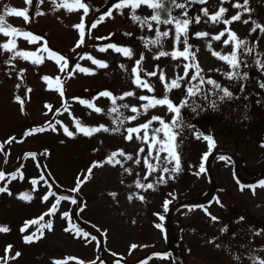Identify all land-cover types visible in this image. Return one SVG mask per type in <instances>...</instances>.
I'll return each mask as SVG.
<instances>
[{
    "label": "rangeland",
    "instance_id": "obj_1",
    "mask_svg": "<svg viewBox=\"0 0 264 264\" xmlns=\"http://www.w3.org/2000/svg\"><path fill=\"white\" fill-rule=\"evenodd\" d=\"M60 2L56 0L57 4ZM83 2L89 6V13L84 16V42L76 47L80 31L73 26L81 22L84 15L82 9L69 12L65 8H56L52 0H32L31 4H25L24 0H0V14H3L5 6L18 10L27 8L28 22L15 16L6 17V22L21 32H29L40 38L30 43L22 35L6 37L0 33V46L9 40L16 44L12 52L0 47V171L6 174L5 179L0 181V187L7 185L12 193H0V226L9 228L6 233L0 232V258L5 257V248L11 245L8 256H14L16 252L21 255L15 260L9 259L7 264H53V261L63 264L66 258H75L68 259L67 264H92L93 261L95 264H172L174 261L170 251L178 254L187 264H236L235 239L230 233L237 222L232 215L245 217L250 214L249 242L254 247H260L263 242L260 227L264 226V187L259 185L264 181V174L258 180L245 184L241 190L234 178V171L248 182L264 169V88L260 87L264 83V69L255 64L257 59L264 62V33L257 29L250 34L253 27L251 21L264 26V0H249L251 12L242 15V20L249 19V24L237 21L228 25L253 49L251 54L238 50V58L243 61L239 71L248 74L246 80L227 79L224 73L231 69L207 49L206 45L211 43L212 50L222 55L232 50L231 43L223 45L220 41L211 40V36L218 34L225 26L212 24L200 11L208 8L210 13L215 12L220 7L219 0H208L207 4L198 6L177 0L172 9V23L151 20L157 8L141 5L135 14L142 19L147 18V24L143 25L131 20L130 8L117 10L112 7L119 0ZM68 3L74 6L72 0H68ZM233 3L242 4L243 0H229L223 5L228 8L225 19L241 11L232 8ZM110 8L112 17H105L96 28H91V24ZM37 12L43 14L37 15ZM198 15L201 17L199 24L194 22ZM185 19L192 21L188 28V43L194 46L193 51L198 49L196 62L202 69V75L228 88L233 98L220 101L218 96L222 93L214 90L212 85H202V93L207 95V100L203 99V95L190 98L189 103L195 101L199 107L196 111L192 107L182 108V130L174 129L179 133L176 151L180 157V171L163 173V167L171 169L175 162L167 165L158 163L154 159L156 149H153L152 157H148V160L157 165V170L145 180L148 169L143 161L147 157L148 145L137 140L135 133L133 140H125L126 129L145 123L152 115L170 122L172 114L166 108L157 107L149 109L147 114H141L134 121L125 120L123 125H117L112 123L115 114L109 115V109L113 107L111 100L96 97L103 91H109L115 97L132 91L135 96L117 99L116 105L136 106L141 113V105L146 102L136 97H162L164 88L158 79L160 70L170 81L183 75V64L191 61L183 58L173 60L170 56L155 60L153 56L160 50H183L182 43H174L175 21ZM157 29L169 32L167 38H162V47L152 44L145 47V41L156 38ZM196 32H208L210 35L197 38ZM221 39H227V34ZM108 44L130 48L132 58L113 49L99 51L102 47L107 48ZM45 47L66 59L67 67L63 72L55 58H49ZM15 52L35 55L27 60L16 57L6 63ZM142 53L144 59L138 72L141 79L153 85L155 91L152 93L137 88L133 83L135 76L132 68ZM88 56L108 66L100 68L87 59ZM38 57L43 62L33 63ZM77 64L88 69L89 73L80 72L76 69ZM121 65L124 67L121 68ZM151 71H157L158 75L149 77L145 74ZM44 77L49 80H44ZM57 78L60 84L56 83ZM186 86L182 82L181 89L169 93L174 103L179 104L184 98ZM16 97L23 102V111ZM73 98L89 101L102 111L96 113ZM212 101L216 102L215 108L211 106ZM46 105L51 106V110ZM120 112L124 117L136 115L130 108H120ZM76 121L85 127L104 125L112 129L119 126L120 131H101L85 136L77 132ZM159 126L158 122H153L149 139L152 129ZM52 127L56 130L53 131ZM64 127L74 135L66 136ZM37 128H44L45 131L37 132ZM30 131L32 134L26 135ZM139 135L143 136V130ZM206 135L212 136L215 141L211 149L203 139ZM157 137L163 139V133H157ZM141 147L145 151L137 155ZM119 150L133 156L130 161L116 157L123 163V168L132 170L131 175L124 172L119 164L112 166L105 163L103 167L93 168L90 179L81 185L79 192L71 191L77 185V178L83 179L93 162H103ZM166 155L160 153L161 159ZM136 159L141 161L140 164L135 163ZM201 164L205 169L203 172H200ZM17 170L23 174V179L17 176L9 183L10 174ZM161 175L165 180L163 183L158 182ZM137 179L144 184L152 183L154 189L136 188ZM243 179L240 177V180ZM33 180L37 181L35 186ZM213 187L214 193L208 202L196 205L188 203L204 200ZM50 190L55 196L42 201ZM24 193L31 195L32 200L18 198ZM110 193H115V197ZM133 194L136 195L130 201L128 197ZM61 195L70 199L61 201L54 215H44L42 220L39 219ZM138 195L144 196V201L136 198ZM73 198L77 204L71 203ZM165 201H169L167 211ZM81 207L83 211H79ZM64 212L69 214L68 217L62 218ZM161 216L163 219H160ZM211 217L217 219L214 221ZM26 221L37 222L27 225L26 230L21 232ZM49 221L52 223L51 231L45 227ZM65 228L71 230L66 232ZM76 228L88 233V236H77ZM168 230L169 237H172L171 245L173 239L178 238L176 247L168 244ZM33 233L40 238L34 237L32 243H25L24 237ZM0 264H4L3 259H0Z\"/></svg>",
    "mask_w": 264,
    "mask_h": 264
},
{
    "label": "snow or ice",
    "instance_id": "obj_2",
    "mask_svg": "<svg viewBox=\"0 0 264 264\" xmlns=\"http://www.w3.org/2000/svg\"><path fill=\"white\" fill-rule=\"evenodd\" d=\"M41 2H43V0H41ZM194 2L199 3V4H207L208 0H194ZM229 0H219L220 3V7L215 11L210 13L208 8H202L200 11L203 13L204 17L208 18V21H210L212 24H223L225 27L223 28L222 31H220L218 34L216 35H212L211 36V40L214 41H220L222 42L223 45H229L230 43L232 44V50L230 53L228 54H224L222 55L220 52L217 51H213L212 50V45L211 43H208L207 49L211 52V55L216 57L217 59L224 61L229 68L231 69V71L224 73V76L229 79V80H246L248 78V74L247 73H241L239 71L241 63H243V61H241L238 58V50H243V52L245 54H251L253 49L249 48L247 46V41L245 39H240L237 34L232 31L228 25H231L233 22H237V21H242L243 24L247 25L249 24V19H244L242 20V15L244 13H249L251 12V9L248 7L249 4V0H243V3H233L231 5L232 8H236V9H241V11H237L235 15H232L230 18L225 19V13L228 12V8L224 7L223 5L225 3H228ZM25 4H31L32 0H24ZM52 3L56 6V8H65L67 11L71 12V11H76V10H83V16H81V22L77 25H74L73 27L79 29L80 31V39L76 45V47H80L81 44H83L84 42V16H87L89 13V6L83 2V0H72V5L71 6L68 3V0H61L60 3H56V0H52ZM141 5H147L149 8H160L161 4L158 2H153V0H119V3L114 4L112 7L120 10V9H125V8H130L131 10V14H130V18L131 20L135 23V22H139L141 25L143 24H147V18L142 19L140 16L136 15V10L138 8L141 7ZM183 5H181L182 7ZM43 13L37 12V15H42ZM123 14V13H121ZM186 15V13H185ZM9 16H15V17H20L23 18V20L25 22H28L29 20V16H28V9L24 8L22 10H18L16 8H12V7H8L5 6L4 8V12L3 14H0V33H2L4 36H11V35H22L26 40H28L30 43L34 42L38 39H40L39 37L33 36L31 33L29 32H21L19 29L12 27L11 24L6 22V17ZM105 17H112V8H110L107 12L103 13L99 19H97L96 21H94L91 24V28H96L97 25L99 23H102L105 19ZM151 20L153 21H158V16L157 15H153L151 16ZM165 23H172V20H168V21H164ZM192 21H190L189 19H185L183 21H179L176 20L175 21V27H176V35H175V44H183V50H179V49H175L171 52H167L164 50H160L158 52V54L153 56V59L155 60H159L161 57H168L170 56L173 60H177L179 58H183L185 61H191L190 63H185L183 64V75H178L176 76L174 79H171L170 81L166 80L165 74L163 70H160L159 72V76L158 79L160 81V83L162 84L163 88H164V95L162 97H156V96H148V95H140L138 97H136L138 100L140 101H145L146 103H143L141 105V108L143 109V113H141L140 109H138L136 106H131L128 104H122L117 106L116 105V101L117 99L119 100H123L125 97H133L136 94L132 91H128L123 93L121 96L119 97H115L113 96V94L109 91H103L101 93H99L98 97H107L111 100L113 107H111L109 109V115L111 114H115V118L112 119V123L113 124H117V125H123L125 123V120H129V121H134L138 118V116H140L141 114H147L149 109H154L157 107H163L166 108L168 113L172 114V118L170 122H165V120L161 117V116H157V115H152L150 119H148L145 123L137 126V127H129L126 129L127 131V135L124 136L125 140L131 141L133 140V134H137L136 135V139L137 140H141L143 143L148 145V153H147V157L144 158V165L147 167L148 169V174L144 176V179L147 180L148 179V175H150L152 172L157 170V165H154L152 163H149L148 157H152V150L156 149V155L154 157V159L158 162V163H162V164H172L174 163V166L171 167V169H169L168 167H163L162 171L163 173H178L180 171V157L176 151L177 148V144H176V139H177V135L179 134L178 131H174V129H178V130H182L183 127V122L181 119V109L185 108V107H192L193 111H196V108L199 107V105L195 104V101H192V104L189 103L190 98L192 97H196L197 95H203L202 93V85H204L205 83L212 85V88L214 90H218L220 93H222V95L218 96V99L220 101H223L225 98L228 99H232L233 98V93L229 91L228 88L226 87H222L218 82H216L215 80L211 79V78H207L205 79L204 75H202V69L200 68L199 64L196 62V51H198V49L196 51H193V45L188 43L189 40V34H188V28H189V24ZM194 22L199 24L201 22V17L198 15L194 18ZM207 22V21H206ZM253 27L250 29V34L252 32H256L257 29L261 32L264 33V26H262L261 24L257 23L256 21H251ZM149 27H151V25H149ZM225 34H227V39H221L222 37L225 36ZM125 35H131V33H125ZM210 34L208 32H196L195 36L197 38H203V37H207ZM169 36V32L168 31H164V32H160L159 29L156 30V38L153 40H148L145 41V47H147L149 44L155 45V46H161L162 47V38H167ZM181 37H183V40H181ZM3 49L5 51H9L12 52L15 48H16V44L13 40H9L8 43L3 44L2 46ZM107 49H113L114 51H116L117 53H122L125 57L128 58H132L133 56V52L130 48L127 47H117L114 44H108L107 48H100L99 51L104 52ZM44 51H47L49 53V58H55L57 64L60 65V71H64L65 68L67 67V61L63 56H59L56 53H53L51 51H49V49L47 47L44 48ZM35 55L34 53H26V52H15L14 56H12L9 61H6V63H10L11 59H15L16 57H22L23 59L27 60L29 59L30 56ZM83 58V57H82ZM87 59L91 60L93 64L97 65L100 68H106L108 65L102 61L99 60H95L93 59L91 56H88ZM144 59V55L143 53L140 56L139 60H136V66H134L132 68V73L135 76V79L133 80L134 85L137 88H141V89H146L149 93H152L155 91V88L153 87L152 84H150L148 81L141 79L139 72H138V68L141 64V62ZM61 61H63V63H61ZM43 60L42 58H36L33 60V63L35 64H39L42 63ZM255 64L257 65L258 68L264 69V62H261L259 59H257L255 61ZM247 66V65H245ZM121 68L124 67V65L120 66ZM177 67H179V65H177ZM76 69H78L80 72H84V73H89V70L86 68H81L78 64L76 65ZM191 71L190 70H193ZM147 76L149 77H155L157 76V71H151V72H146L145 73ZM188 78V79H186ZM44 80L48 81L49 78L48 77H44ZM199 81V83L193 84L192 81ZM182 82H184L187 86L184 88L185 91V96L183 99H181L179 104L174 103V101L169 97V93L173 92V90L176 89H181L182 88ZM56 83L60 84V79L57 78L56 79ZM17 87H19V85H17ZM261 88H264V83L260 84ZM244 90L243 85H241V91ZM28 91H31V89H29ZM212 94H216L215 92H213ZM61 95H63L62 91H61ZM17 101H20V97H16ZM79 101L80 104L82 105H86V107L92 109L93 111H95L96 113H100L102 111V109H100L99 107H96L93 103L86 101V100H82L79 98H73ZM203 99L207 100V95H203ZM21 103V111H23V102L20 101ZM211 106L213 108L216 107V102L212 101L211 102ZM46 107L49 108V110H51V106L46 105ZM120 108H125V109H129L132 113H135L136 115H132L130 117H124L123 113L120 112ZM67 110V109H65ZM153 122H158L159 123V127L153 128L152 129V135L151 138L149 139V129L152 126ZM57 123L59 124L60 122L57 121ZM76 124V129L77 132L82 133L85 136H92L93 134L97 133V132H119L120 131V127L117 126L115 128H108L104 125H100L98 127H85L82 126L80 124L79 121L75 122ZM52 130L55 131V127H52ZM141 130H143V136H140L139 133L141 132ZM35 131L37 132H42L45 131L44 128H37L35 129ZM64 134L66 136L72 137L74 135L73 132L69 131L67 127H64L63 129ZM163 133V139H159L157 137V133ZM32 132H27L26 135H31ZM198 138H200V136L198 135ZM203 139L205 141H207L208 147L209 149H211L212 147H214L215 145V141L213 139L212 136L210 135H206L203 136ZM262 147H264V145H262ZM145 149L143 147L138 149V153L140 152H144ZM160 153H166L167 155L163 157V159H161ZM117 156H121L124 157L125 160H133V156L124 153L122 150H119L118 152H114L112 153L110 156H108L106 158L105 161L103 162H93V164L88 168L87 170V174L84 176L83 179H80L79 177L77 178V185L76 187H74L73 189H71L72 192H79L81 185L84 184L88 179H90L91 175H92V171L93 168L96 167H103V165L105 163L107 164H111L112 166H115L117 164H119L122 168H123V163L116 159ZM33 158H34V154H33ZM206 159V156H205ZM140 160L136 159L135 163L136 164H140ZM5 163H7V158H5ZM39 166V165H38ZM124 172H127L129 175L132 174V170L130 168H123ZM204 166L203 164H201L200 167V172H203ZM5 173L3 171H0V181H3L5 179ZM139 175V174H137ZM17 176H19L21 179H23V174L19 172V170H17L16 172L10 174L9 177V183L11 182V180H15L17 178ZM169 178H173L172 176H169ZM41 179H43V176H41ZM123 183V181H121ZM159 183H163L165 182L163 175L160 176L159 178ZM37 183L36 180L32 181V184L35 186ZM45 183H47V181H45ZM260 187H264V181L261 182V184L259 185ZM135 187L139 188V189H144V190H148V189H154V185L152 183H148V184H144L142 183L139 179H137L135 181ZM49 189H51V185H49ZM241 190H243V186H241ZM33 191H35V187L33 188ZM7 192L9 195H12V193L9 191L7 185H4L3 187H0V193H5ZM255 194V193H253ZM110 195H112L113 197H115V193H110ZM133 195H130L128 197V199L131 201L133 199ZM49 196H55V193L51 192V190L42 197V201H48L49 200ZM20 199H23L25 201H31L32 200V196L24 193L22 194L20 197H18ZM136 198H138L141 201H144V196L142 195H138L136 196ZM70 199L67 196H58L56 197L55 203H53L51 205V208L49 209L48 212L44 213L39 219H43L44 215H54L57 210H58V206L60 204L61 201L64 200H68ZM71 203L72 204H77L76 199H71ZM169 201H165L164 204V208L165 211H167V206H168ZM217 203H219V201L217 200ZM79 211H83V208H79ZM79 214V212L77 213ZM207 214V213H206ZM68 213L64 212L62 213V218L63 217H68ZM214 221L217 219L216 217H211ZM160 219H163V216L160 217ZM242 219V218H241ZM37 221H26L25 222V228H21V232H24L26 230L27 225L31 224V223H36ZM45 227H47V229L49 231L52 230V223L51 221H49ZM157 227H159V225H157ZM70 228H65L64 231L68 232L70 231ZM9 228L7 226H0V232H8ZM223 231V230H222ZM41 235H43V233H41ZM76 235L77 236H84L87 237L88 233L86 232H82L79 228H76ZM34 237L36 239H39L40 237H37L35 235V233H33L32 235H28L24 237V242L25 243H32ZM92 239H95V237H92ZM133 248L136 247V245H132ZM12 246L8 245L5 248V257L0 258L3 259L4 264H7V261L9 259L11 260H15L17 257H19L21 255V253L16 252L14 256H8V253L10 252ZM68 259H75V258H66L65 261L63 262V264H67V260ZM53 264H61L60 261H53ZM78 264H83V262H78ZM92 264H95V262L93 261ZM261 264H264V262H261Z\"/></svg>",
    "mask_w": 264,
    "mask_h": 264
},
{
    "label": "flooded vegetation",
    "instance_id": "obj_3",
    "mask_svg": "<svg viewBox=\"0 0 264 264\" xmlns=\"http://www.w3.org/2000/svg\"><path fill=\"white\" fill-rule=\"evenodd\" d=\"M232 217L236 218L235 221L237 222L235 228H233L232 232L230 233V236L235 239L234 253L237 258L235 260L236 264H261V262H264V226L261 225L260 227V230L262 231L263 242L260 247H254V245L249 242L248 237V232L251 227L249 226L251 218L250 214L245 217L242 215L239 216V214L236 216L232 215ZM175 239H177L178 244V238H174L172 243L174 247L177 246ZM170 240H172V237L169 238L167 236L169 246L171 245ZM259 250H261V252H259ZM170 254L174 261L172 264H187L184 259L179 257L178 254H173L172 251H170Z\"/></svg>",
    "mask_w": 264,
    "mask_h": 264
},
{
    "label": "water",
    "instance_id": "obj_4",
    "mask_svg": "<svg viewBox=\"0 0 264 264\" xmlns=\"http://www.w3.org/2000/svg\"><path fill=\"white\" fill-rule=\"evenodd\" d=\"M159 1H160L159 3L161 4V7L158 8V10H157L158 11L157 12L158 19L160 21H168V20H170L171 19V11L170 10H172V7L176 3V0H159ZM187 1L194 2V0H187ZM194 3H196V2H194ZM262 171L264 172V170H262ZM262 173H260L259 175L257 174V178ZM211 193L208 196V198L212 195ZM175 242H177V240Z\"/></svg>",
    "mask_w": 264,
    "mask_h": 264
},
{
    "label": "trees",
    "instance_id": "obj_5",
    "mask_svg": "<svg viewBox=\"0 0 264 264\" xmlns=\"http://www.w3.org/2000/svg\"><path fill=\"white\" fill-rule=\"evenodd\" d=\"M204 86H206V84H204ZM206 89H207V87L204 88V90H206ZM184 112H185V111H184ZM184 112H182V113L184 114ZM192 122H193V121H192Z\"/></svg>",
    "mask_w": 264,
    "mask_h": 264
},
{
    "label": "bare ground",
    "instance_id": "obj_6",
    "mask_svg": "<svg viewBox=\"0 0 264 264\" xmlns=\"http://www.w3.org/2000/svg\"><path fill=\"white\" fill-rule=\"evenodd\" d=\"M241 179H243V177L240 175ZM243 180H246V179H243Z\"/></svg>",
    "mask_w": 264,
    "mask_h": 264
}]
</instances>
